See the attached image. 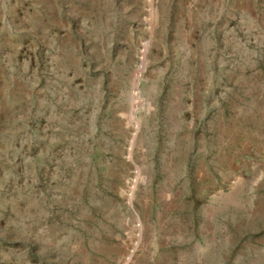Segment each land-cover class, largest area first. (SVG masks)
<instances>
[{"label":"rangeland","instance_id":"1","mask_svg":"<svg viewBox=\"0 0 264 264\" xmlns=\"http://www.w3.org/2000/svg\"><path fill=\"white\" fill-rule=\"evenodd\" d=\"M0 264H264V0H0Z\"/></svg>","mask_w":264,"mask_h":264}]
</instances>
